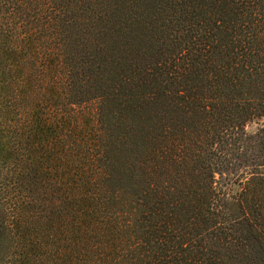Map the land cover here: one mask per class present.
<instances>
[{
    "label": "trees",
    "instance_id": "1",
    "mask_svg": "<svg viewBox=\"0 0 264 264\" xmlns=\"http://www.w3.org/2000/svg\"><path fill=\"white\" fill-rule=\"evenodd\" d=\"M264 0H0V264H264Z\"/></svg>",
    "mask_w": 264,
    "mask_h": 264
},
{
    "label": "rangeland",
    "instance_id": "2",
    "mask_svg": "<svg viewBox=\"0 0 264 264\" xmlns=\"http://www.w3.org/2000/svg\"><path fill=\"white\" fill-rule=\"evenodd\" d=\"M260 123H264V121H262V120H259V121H253V122H250V123H248L246 126H245V130L246 131H252L258 124H260Z\"/></svg>",
    "mask_w": 264,
    "mask_h": 264
}]
</instances>
